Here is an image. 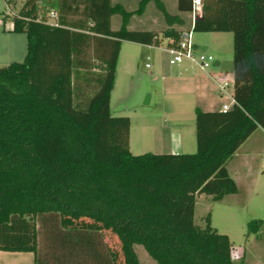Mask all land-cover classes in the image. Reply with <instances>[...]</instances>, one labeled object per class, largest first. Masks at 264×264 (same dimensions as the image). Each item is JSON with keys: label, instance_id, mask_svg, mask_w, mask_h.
Instances as JSON below:
<instances>
[{"label": "trees", "instance_id": "trees-1", "mask_svg": "<svg viewBox=\"0 0 264 264\" xmlns=\"http://www.w3.org/2000/svg\"><path fill=\"white\" fill-rule=\"evenodd\" d=\"M150 2L175 46L185 18L163 0H139L134 10L113 0H26L11 17L12 32L26 34L27 54L0 67V251L31 252L35 264H141L135 245H142L156 264H236L233 243L210 214L204 227L195 223V205L200 194L219 201L239 192L227 162L264 130V0H202L193 30L233 34V106L195 108L194 153L134 155L131 120L112 115L111 92L122 42H160L155 30L129 28ZM192 6L177 0L179 13ZM92 76L96 89L76 102L78 83ZM261 225L252 220L249 231Z\"/></svg>", "mask_w": 264, "mask_h": 264}, {"label": "rangeland", "instance_id": "rangeland-1", "mask_svg": "<svg viewBox=\"0 0 264 264\" xmlns=\"http://www.w3.org/2000/svg\"><path fill=\"white\" fill-rule=\"evenodd\" d=\"M171 14H181L185 25L176 28L184 34L191 31L193 42L198 50L212 54L222 61L219 68L224 73L233 72V34L232 32L194 31L192 15L179 13L170 2L163 0ZM26 0H0V67L12 62H22L27 54L25 33L7 31L4 27L5 14H19ZM128 10L138 6L137 0L121 1ZM14 13V14H13ZM139 18L133 17L130 29L154 30L159 34L158 45H145L123 41L117 65L116 80L111 92V112L113 116H127L131 120L130 151L134 155L147 152L155 154L175 153L164 148L167 142L166 127L179 123L183 131L184 144L180 153H194L197 150L195 106L203 109H217L223 104L232 105L230 89L221 97L215 88L211 91L213 104L205 105L197 97L183 88L175 79L178 65L170 64L171 54L167 50L168 40L162 34L166 22L154 2H150L141 17L142 23L153 22L149 26H136ZM12 22V21H11ZM121 16L112 17V28L119 29ZM92 55V52H90ZM93 64H99L96 59ZM149 64L150 67H146ZM215 69V68H213ZM95 74L98 71H92ZM76 102L84 103L97 87L96 77L91 81H80ZM150 100L146 103L147 96ZM210 107V108H208ZM192 131V134H191ZM170 144V142H169ZM228 168L235 173L239 192L224 196L216 201L211 195H197L195 205V223L204 227L210 214L211 225L219 233L229 236L233 243L232 256L236 264H264V131H255L227 162ZM252 220H261L262 225L256 233L250 232L248 224ZM43 238V236H42ZM39 235L40 254L47 255V248ZM115 250L120 244L115 236L104 237ZM44 244V245H43ZM135 251L141 264H156L142 245H135ZM50 258V257H49ZM52 259H49V261ZM0 264H35L31 252H7L0 255Z\"/></svg>", "mask_w": 264, "mask_h": 264}, {"label": "crops", "instance_id": "crops-1", "mask_svg": "<svg viewBox=\"0 0 264 264\" xmlns=\"http://www.w3.org/2000/svg\"><path fill=\"white\" fill-rule=\"evenodd\" d=\"M121 1H123V0H113V2H121ZM137 2H139V0H137ZM163 2L165 3V1H163ZM170 2L173 4V6H175L177 8V0H171ZM165 5H166V3H165ZM51 13L52 12H49L47 14L48 22L51 24H56L57 14L54 12L55 14L52 15ZM143 15H134L133 16V17L137 16L139 18V20L137 21L138 25H136V26H142V24H144L146 27L150 25L147 28L154 29L153 27H151V26H153L152 24L154 21L148 22L147 23L148 25H146V23H142L141 17ZM186 16H188V14H186ZM133 17H132V19H133ZM3 23H4V27L7 31H12L13 23L11 22V20L9 18ZM167 40H168V42H170V39H167ZM86 58L88 60H91V61L96 60V58L93 55H91L90 53L88 54V56ZM176 65H178L179 70H178V73H177L175 79L178 80L177 82L179 84H181V86L183 88H186L187 90L192 92L197 97V100H199V102H201L202 104H205V105L213 104V98H211L210 95H211V91L214 88H215V90L218 91V94L221 97L227 91V89H230V92H231V95L233 98L234 72H232V74H228V73H224L222 70L220 71L219 68L222 66L221 60H219V59L216 60L214 62V64L207 70H202V69L198 68L197 66H195L190 61H184L183 63L176 64ZM213 68H215V69H213ZM95 70L100 72V70H98V69H94V71ZM222 76H223V79L221 78ZM222 80L228 82V86H226V88L224 90L221 89ZM233 103H234V99H233ZM233 103H232V105H233ZM196 107H198V106H195V108ZM199 108H201V107H199ZM208 108H210V107H208ZM201 109L203 111H218V110H221L222 107L221 108L218 107L217 109H206V110L203 108H201ZM165 129H166L165 133H167V136H168V138H167L168 144L164 145V148H170V146H171L172 152H175V153L182 152V150H183L182 147L184 144V137H183L184 135H183V131H181V129H180L179 123L172 124L171 126L168 125ZM258 129H261V128H258ZM262 131H264V130L262 129ZM191 134H192V131H191ZM169 142H170V144H169ZM227 168H228V165H227ZM228 170H229L230 175L232 176V178L236 181V183L238 185V181L235 177L236 176L235 173L229 168H228ZM238 187H239V185H238ZM2 252L3 251H0V255L2 254Z\"/></svg>", "mask_w": 264, "mask_h": 264}, {"label": "built area", "instance_id": "built-area-1", "mask_svg": "<svg viewBox=\"0 0 264 264\" xmlns=\"http://www.w3.org/2000/svg\"><path fill=\"white\" fill-rule=\"evenodd\" d=\"M202 0H193L192 6V19L195 22V17L201 15L202 12ZM52 15L55 13L52 12ZM172 43L173 40H170ZM167 50L171 54L170 64H180L184 61H190L195 66L202 70L209 69L216 61L215 57L207 52L199 51L196 44L192 40L191 31L188 34H183L182 39L175 46H168ZM146 67H150L146 64ZM223 79V76L221 77ZM228 86V82L222 80L221 89L224 90ZM233 105L223 104L222 110L226 111L232 108Z\"/></svg>", "mask_w": 264, "mask_h": 264}, {"label": "water", "instance_id": "water-1", "mask_svg": "<svg viewBox=\"0 0 264 264\" xmlns=\"http://www.w3.org/2000/svg\"><path fill=\"white\" fill-rule=\"evenodd\" d=\"M202 17H203V9H202L201 15H200V16L197 15V16L195 17V20H198L199 18H202ZM149 100H150V96L148 95L147 98H146V101H145V102L148 103Z\"/></svg>", "mask_w": 264, "mask_h": 264}]
</instances>
